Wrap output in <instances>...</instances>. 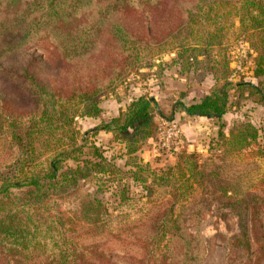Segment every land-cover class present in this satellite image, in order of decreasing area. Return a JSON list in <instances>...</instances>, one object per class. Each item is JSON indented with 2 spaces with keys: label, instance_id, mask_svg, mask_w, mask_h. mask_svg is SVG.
Listing matches in <instances>:
<instances>
[{
  "label": "trees",
  "instance_id": "16d2710c",
  "mask_svg": "<svg viewBox=\"0 0 264 264\" xmlns=\"http://www.w3.org/2000/svg\"><path fill=\"white\" fill-rule=\"evenodd\" d=\"M160 1L0 0V63L41 39L49 40L65 60L78 59L96 49L103 32L111 35L120 52L138 53L140 42L119 16L127 8ZM226 2L228 0H192L180 7L187 25L202 28L209 20L222 29V16L214 5ZM237 3H241L237 14L241 32L249 42V49L256 54L254 77L260 78L264 76V0H237ZM83 14L87 15L81 20ZM212 38L210 34L204 44L198 34L190 46H182L184 52L177 61L181 72H194V83L204 82L208 75H213L214 80L199 100L191 103L179 100L173 110L214 120L218 133L211 140L210 149L218 151L222 158L250 148L260 137L259 128L250 121H235L227 134L223 119L230 109L240 106L243 99L264 104V86L245 78L234 81L232 59L225 54L220 62L213 61L210 69H204L199 55L203 54L201 50L214 46ZM47 90L37 93L41 96L42 109L29 120H19L8 113L1 117L0 127L6 126L21 156L0 178V256L15 264H26L33 252L43 251L50 252L53 264H111L103 252L93 249L98 245L84 247L67 237L68 232L78 229L80 224L106 228L112 221L108 204L90 197L70 216L56 209L52 202L76 190L80 181L99 176L109 179L121 174V168L112 163L94 140L100 132H106L123 146L125 155L135 159L126 165L132 166L131 179L140 188L134 194L131 185L120 184L122 178H119L114 210L129 211L134 203L147 204L145 199L166 202L154 217L151 236L145 240V250L138 263L199 261L203 252L199 224L208 209L204 202L193 198L196 183L205 177L200 155L184 150L176 164L162 172L155 171L150 162L138 156L143 146L158 135L155 113L162 112L157 100L142 94L109 120L81 132L76 126L77 117L97 118L102 113L99 91L80 92L75 95L77 102L71 103V99L58 98ZM3 98L0 92V109ZM111 182L115 185L114 177ZM232 205L239 217L240 232L229 239L227 264H235L238 251L247 256L250 264H264V197L253 196ZM192 224L196 233L190 230Z\"/></svg>",
  "mask_w": 264,
  "mask_h": 264
},
{
  "label": "rangeland",
  "instance_id": "374dc122",
  "mask_svg": "<svg viewBox=\"0 0 264 264\" xmlns=\"http://www.w3.org/2000/svg\"><path fill=\"white\" fill-rule=\"evenodd\" d=\"M191 1L161 0L153 5L123 10L119 18L140 42L138 53L120 52L107 32H103L91 54L69 61L47 39L28 44L0 63V92L4 96L0 121L7 113L24 121L38 114L42 105L41 96L37 93L47 89L57 94L58 98L71 99V103L77 102L75 95L80 92L99 91L102 113L97 118L77 117L76 126L81 132L117 115L119 109L133 98L142 94L155 98L162 112L155 113L158 123L161 118L176 119L183 130L182 143L177 149L166 150L158 144L156 137L143 146L138 156L150 162L155 171L162 172L176 164L178 155L184 150L200 155L205 177L196 183L193 198L204 202L208 209L199 224L203 238L202 258L191 264H227L229 239L240 232L239 217L232 204L253 196L264 197V104L243 99L240 106L230 109L225 115L223 122L227 134L235 121H250L259 128L260 137L250 148L221 158L218 151L210 149L211 140L218 133L215 121L189 117L173 110L177 101L190 103L208 92L213 75H208L202 83H194L195 73L184 74L177 61L179 54L184 52L182 46H190L195 35L200 34L205 44L206 38L212 34L214 46L199 51L203 53L199 55V60L204 69H210L213 61L220 62L225 54L232 59L230 67L234 70L231 75L234 81L245 78L264 86V76L254 77L256 54L249 49V42L244 40L237 16L241 3L228 0L214 5L222 16L220 29L219 25H213L209 20L202 28L187 25L180 6ZM86 15L83 14L81 20ZM190 82L194 83L191 87L188 85ZM3 128L0 127V178L2 172H7L8 166L21 156L6 126ZM94 140L112 163L121 168V174L112 175L109 179L99 176L80 181L76 190L56 197L52 202L56 209L73 216L90 197L105 201L112 212L109 225L98 229L80 224L78 229L68 232V239L76 240L84 247L98 245L93 249L103 252L111 264H139L145 240L152 233L154 217L163 210L166 202H147L145 199L147 204L134 203L129 211L114 210L118 202L119 178H122L120 184L131 185L132 193L140 191L131 179L132 166L126 165V162L135 159L125 155L123 146L114 141L109 133L100 132ZM113 177L115 185L111 182ZM190 230L196 233L195 225H190ZM50 256V252H33L25 263L53 264ZM0 264L15 263L0 256ZM235 264L250 263L247 256L238 251Z\"/></svg>",
  "mask_w": 264,
  "mask_h": 264
},
{
  "label": "built area",
  "instance_id": "2783aa9c",
  "mask_svg": "<svg viewBox=\"0 0 264 264\" xmlns=\"http://www.w3.org/2000/svg\"><path fill=\"white\" fill-rule=\"evenodd\" d=\"M182 136V127L176 119H160L157 138L158 144L163 149H177L182 143Z\"/></svg>",
  "mask_w": 264,
  "mask_h": 264
},
{
  "label": "crops",
  "instance_id": "0c3cea01",
  "mask_svg": "<svg viewBox=\"0 0 264 264\" xmlns=\"http://www.w3.org/2000/svg\"><path fill=\"white\" fill-rule=\"evenodd\" d=\"M200 98H198V99H195V100H199ZM194 100V101H195ZM193 102V101H192ZM191 103V102H190ZM183 115H185L184 113H182ZM114 116V115H113ZM189 117H191V116H189ZM225 117V116H224ZM205 118H207V117H205ZM208 119H210V118H208ZM156 120L158 121V119H157V117H156ZM110 134V133H109ZM149 141H153V139H150Z\"/></svg>",
  "mask_w": 264,
  "mask_h": 264
}]
</instances>
